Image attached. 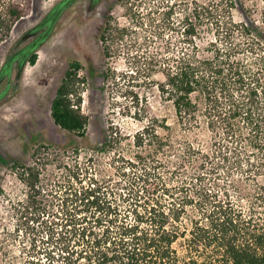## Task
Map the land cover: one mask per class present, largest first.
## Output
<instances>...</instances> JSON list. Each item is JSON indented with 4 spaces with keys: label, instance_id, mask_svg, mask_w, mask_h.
Segmentation results:
<instances>
[{
    "label": "trees",
    "instance_id": "trees-1",
    "mask_svg": "<svg viewBox=\"0 0 264 264\" xmlns=\"http://www.w3.org/2000/svg\"><path fill=\"white\" fill-rule=\"evenodd\" d=\"M71 2L58 1L0 63V100L11 78L17 82L24 65L35 63ZM164 6L149 21L155 32L148 41L159 40L156 46L130 55L125 72H98L112 117L94 149L110 154V173L86 183L77 177L79 187L66 189L59 209H45L38 170L22 168L28 191L16 203L14 228L0 230V264L12 261L1 263L22 229L30 245H20L22 259L13 264H264V0L256 18L239 0ZM24 13L10 2L2 23L9 28ZM137 26L102 33L109 39L104 54L124 37L134 46ZM81 67L69 63L50 105L54 123L78 135L88 122L80 109ZM87 71L97 73L90 57ZM154 88L170 104L172 124L152 111ZM114 117L142 125L130 133Z\"/></svg>",
    "mask_w": 264,
    "mask_h": 264
},
{
    "label": "rangeland",
    "instance_id": "rangeland-1",
    "mask_svg": "<svg viewBox=\"0 0 264 264\" xmlns=\"http://www.w3.org/2000/svg\"><path fill=\"white\" fill-rule=\"evenodd\" d=\"M17 1L24 7L25 13L8 28L2 23L3 12L10 2ZM58 1L0 0V63L14 51L15 44L27 30L37 24ZM179 1L191 0H104L87 16L81 0H72L65 8L49 36L37 49L35 63L24 65L17 82L11 78L12 83L0 100V156L5 159L0 160V230L14 228L16 203L23 202L26 197L28 186L22 179V168L34 166L38 170L37 186L41 194L37 199L45 209L51 206L59 209L66 189L73 187L71 184L79 187L77 177L86 183L91 175L96 174L99 178L110 173V154L94 149L103 141L108 117H112L108 108V89L101 90L105 82L98 72L107 67L119 72L129 70L130 55L148 51L159 41H148L155 32V28L149 25L150 19L159 17L165 9L164 5ZM239 1L254 18L257 17L260 0ZM233 14L236 19H242L239 8H235ZM132 21L138 25L134 46L129 44L128 37H124L109 48V55H105L104 45L109 39L103 42L100 35L103 33L107 37L115 27L127 26ZM166 34H172V31ZM28 41L30 39H24L22 44ZM88 57L97 71L94 76L87 71ZM74 60L81 63L79 77L85 79L81 86L80 103L82 113L88 117L84 135L62 129L50 115L56 89L69 63ZM4 85L5 82H0V89ZM118 101L122 99L118 98ZM149 101L156 115L167 117L170 124L174 122L170 104L161 102L155 88L149 93ZM114 119L130 133L142 125L128 117ZM23 234L22 229L19 238L13 243L11 240L7 242V256L1 263H8L7 257H11L14 263L22 259L20 245H30L29 237ZM43 240H46L45 237ZM37 245L42 246L41 235L37 236ZM44 245L47 246L46 243ZM176 246L178 251H182L180 244ZM35 257L46 261L44 252L35 253ZM12 261L9 264H13Z\"/></svg>",
    "mask_w": 264,
    "mask_h": 264
},
{
    "label": "flooded vegetation",
    "instance_id": "flooded-vegetation-1",
    "mask_svg": "<svg viewBox=\"0 0 264 264\" xmlns=\"http://www.w3.org/2000/svg\"><path fill=\"white\" fill-rule=\"evenodd\" d=\"M81 2H82L83 12L87 16L90 15L95 10L97 5L104 2V0H81Z\"/></svg>",
    "mask_w": 264,
    "mask_h": 264
}]
</instances>
